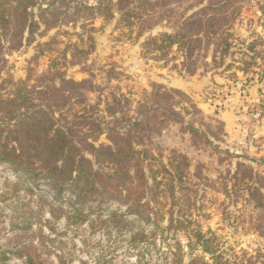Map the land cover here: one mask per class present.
I'll return each instance as SVG.
<instances>
[{"label": "rangeland", "instance_id": "obj_1", "mask_svg": "<svg viewBox=\"0 0 264 264\" xmlns=\"http://www.w3.org/2000/svg\"><path fill=\"white\" fill-rule=\"evenodd\" d=\"M96 3L70 0V17L50 29L43 25L21 45L5 35L0 48L3 137L5 92L24 81L42 88L54 77L61 124L97 146L147 149L156 164L178 159V182L189 197L183 210L193 215L194 224L214 236L226 257L264 264V80L259 73L264 65L258 73L202 67L191 75L174 67L182 61L173 57L176 47L174 53L159 52L146 43L171 30L166 21L148 30L149 22L140 31L138 25L128 27L121 14L109 19L94 14L88 8ZM242 5L235 36L264 37V0ZM127 131L130 144L117 139L119 134L127 138ZM68 191L59 195L0 159V264H5V250L11 251L9 264H25L16 251L26 242L37 247L43 264H175L169 246L174 236L165 230L168 218L160 227L143 224L144 238L121 233L106 219L125 207L108 200L89 203L87 221L81 223L78 215L69 221L74 197ZM179 238L188 243L186 234Z\"/></svg>", "mask_w": 264, "mask_h": 264}, {"label": "trees", "instance_id": "obj_2", "mask_svg": "<svg viewBox=\"0 0 264 264\" xmlns=\"http://www.w3.org/2000/svg\"><path fill=\"white\" fill-rule=\"evenodd\" d=\"M196 1L195 5L182 6L184 0H97L88 9L106 19L121 14L128 27L138 25L140 31L149 22L148 30L166 21L171 30L150 36L146 43L159 52L174 53L176 47L173 57L182 61L174 67L180 65L191 75L202 67L207 72L234 67L244 74L258 73L257 68L264 65V37L240 40L233 32L244 0ZM69 4L70 0H0V48L7 34L21 45L23 40L31 41L43 25L50 29L63 16L70 17ZM259 73L264 80V68ZM53 78L42 88L30 87L24 81L5 92L4 137L0 131V142L3 137L5 144H0V159L35 183L45 181L59 195L69 190L74 197L69 221L78 215L83 223L88 220L89 203L113 200L125 211L113 210L106 222L121 233L144 238L143 224L160 227L168 218L165 230L174 236L169 246L175 264H241L215 247L214 236L197 227L193 215L183 210L189 197L182 193L185 185L178 182V159H171L169 165L156 164L147 149L130 144L128 131L127 138L117 136L130 144L126 148L116 143L97 146L85 135H76L56 116ZM137 222L142 224L137 226ZM181 234L188 237L186 245L179 238ZM36 249L32 242H26L16 254L24 256L25 264H43ZM7 252L11 251L5 250L1 258L5 264H9ZM206 253L210 255L206 257Z\"/></svg>", "mask_w": 264, "mask_h": 264}]
</instances>
